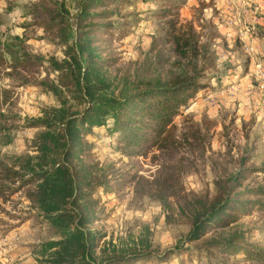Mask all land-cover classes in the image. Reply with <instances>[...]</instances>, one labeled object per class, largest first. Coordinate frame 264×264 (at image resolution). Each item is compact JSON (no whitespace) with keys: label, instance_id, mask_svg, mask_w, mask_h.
Listing matches in <instances>:
<instances>
[{"label":"rangeland","instance_id":"rangeland-1","mask_svg":"<svg viewBox=\"0 0 264 264\" xmlns=\"http://www.w3.org/2000/svg\"><path fill=\"white\" fill-rule=\"evenodd\" d=\"M106 2L100 7L84 4V0H0V37L19 36L23 45L18 50L47 60L37 71L19 69V73L9 75L4 73L11 72L8 69L0 71V110L10 117L0 122L12 128L0 132V160L5 164L25 153L38 155L37 146L43 141L38 135L58 137V127L33 128L29 125L32 119L56 111L62 118L64 114H60L65 110L77 113L86 106L85 91L61 85L60 72L48 64L51 59L71 60L57 27L47 33L41 26L25 25L51 15L33 12L36 7L48 8L57 21H69L71 26L81 8L82 12L97 15L111 9L113 18L105 19L103 15L87 19L121 24L113 39L103 33L98 35L95 46L105 49L95 53L100 59L109 55L116 62L90 75L89 81L110 84L92 90L90 95L120 97L134 91L138 82L164 81L177 72L173 44L162 35L164 20L151 14L166 6L163 1L117 0L112 6H103ZM171 3L168 11L177 14L179 25L183 29L193 26L200 43L207 48L210 59L203 79L207 87L197 89L180 106L171 119V124L176 125L174 139L158 146L157 136L137 133L136 127L110 135L106 125L86 123L97 139L85 135L93 147L88 155L77 154L72 169L82 180L91 182L82 189L85 197L79 204L84 203L90 215L85 227L94 232L92 252L98 260L112 256L132 259L127 264H256L247 260L245 252L251 250L250 243L264 245V235L256 232L264 222V210L255 207L246 215L230 207L192 243L196 248L169 257H162V253L177 245L191 246L185 241L197 209L204 204L211 210L224 198L225 177L240 167L242 158H247L250 166L264 168V0ZM60 26L64 28L63 23ZM68 38L67 44L72 43V31ZM25 79L46 85L23 83ZM149 102L153 100L130 103L123 113L132 115L137 106L144 107ZM133 118L144 120L140 114ZM125 139L131 144L142 142L137 149L125 146ZM246 175L249 177L245 184L264 183V173L248 171ZM51 176L52 180L45 184L51 183L54 192L61 190L63 180L57 174ZM40 182L5 200L0 198V264H70L72 254L79 253L78 248L67 246L60 250L62 246L58 244L74 221L57 218L54 207L47 213L42 207L44 202L27 197L28 188ZM49 203L56 204V200ZM229 215L234 219L220 223ZM236 235H242V240L235 239ZM224 241L242 249L219 250L211 245ZM152 251L159 257L134 259L139 253Z\"/></svg>","mask_w":264,"mask_h":264},{"label":"trees","instance_id":"trees-1","mask_svg":"<svg viewBox=\"0 0 264 264\" xmlns=\"http://www.w3.org/2000/svg\"><path fill=\"white\" fill-rule=\"evenodd\" d=\"M115 1L117 0H107L103 6H112ZM161 1L166 6L161 7L157 11L152 10L151 14L164 20L166 26L162 35L166 42L171 41L173 44V52L178 57V61L176 60L175 62L179 66L177 67L178 70L164 81L155 79L138 82L140 85L134 91L116 98L90 95L92 90L97 91L101 88H107L110 84L102 81L98 83L92 80L89 81L90 75L98 72L100 67L108 69L116 62V59L109 55L104 59H100L97 56L95 52L105 49L101 46H95L96 41L99 39L98 35L103 33L107 39H113L117 36L121 24L113 21H107V24L89 22L87 18L101 17L103 15L106 16L105 19L113 18L114 13L111 9L103 10L100 15H97L89 14L90 12L87 11L82 12L81 8L80 12L77 13L75 24L71 26L69 21L66 23L60 22V20L57 21L56 16L48 8L38 6L33 12L51 14L48 15V19H34L32 23H25L27 26H41L47 33H50L56 27L60 31L58 35L64 37L63 43H66L67 56L71 60L66 62L51 59L48 64L51 68L60 72L59 79H63L61 85L77 86L79 90L83 89L85 91V95H87L86 106L77 113L65 110L66 112L60 114H64L62 118H58L59 115H57L60 111L52 109L51 111L57 112L54 113L57 116L47 112L44 117L32 119L29 125L33 128L44 127L47 129L51 126L58 127V137L49 136L48 139L44 135H38L37 138L39 140L43 139L41 144L37 146L38 152H40L38 155L28 153L18 155L11 164H5L0 160V198L5 200L12 193L41 181L36 187L28 188L26 195L31 201L38 199L44 202L42 207L47 213H49V209L54 207V210L58 211V214H56L57 218L63 220L72 219L74 221L72 229L62 235L63 238L58 242L62 246L60 250H65V246L79 249V253L76 256L72 254V262L70 264H127L132 260L115 256L98 260L93 255L94 238L92 235L94 232L92 229L85 227L86 221H90V215L86 205L84 203L79 204L80 198L85 197L82 189L88 188L91 182L87 183L88 180H82L80 174L72 169V160L77 158V154L88 155L89 148L93 147L90 144L91 142L85 139V135L89 134L97 139L96 132L88 129L86 123H95L96 126L106 125L105 130L110 135L120 130L125 132L130 128L136 127L137 133L157 136L156 144L158 146L161 145L160 143L174 139L173 130L176 125L171 124V119L178 114L180 106L197 89L207 87L203 79L210 56L205 44L200 43L199 35L195 32L193 26L188 25L183 29L178 23L177 14L168 11L167 7L172 6V0ZM88 3L102 7L100 3H104V0H84V4ZM62 23L64 28L60 26ZM69 31L73 32L74 40L72 43L67 44ZM21 45L23 44L19 36L0 37V71L4 69L11 71L4 72L5 75L19 73V69L37 71V67H42L47 62L42 56L26 50H18ZM23 83L46 85L44 82H28L26 79L23 80ZM5 99L6 97L3 95L2 101L5 102ZM147 99H152L153 102H149L144 107L137 106L135 113L132 115L123 113L130 103L143 102ZM138 114L142 115L144 120L133 118ZM55 117L56 119H54ZM9 118L0 110V121L8 120ZM55 120H57L56 124L54 123ZM11 129V126L0 122V132H8ZM141 142L136 141L131 144L126 139L122 141L125 146H134L137 149ZM248 161L247 158H242L240 167L226 175L225 189L223 191L224 198L221 201L216 202L211 210L205 209L204 204L197 209L194 218L191 220L185 241L191 246H174L165 250L162 253V257H169L181 251H190L191 248H196L197 246L192 243L200 238V235L211 227L212 223L217 218H220L230 207L233 212L240 215L248 214L254 207L258 210H264V183L245 184L249 177L246 172L264 173V168L250 166ZM51 174H57L63 180L64 185L57 192L51 189V183L45 184L47 180H52ZM241 193L242 197H236ZM52 199L56 200V204L49 203V200ZM233 219L234 216L229 215L228 218L220 223H228L229 220ZM256 232L264 235V222L256 228ZM234 238L242 240V235H236ZM211 245L216 246L219 250L231 247L236 250L242 249L240 245L236 244L234 246V244L227 241L215 242ZM249 245L251 250L245 251L247 260L256 262V264H264V245L252 243ZM135 256L134 259L159 257L153 251L149 254L139 253ZM217 260L222 262L220 259Z\"/></svg>","mask_w":264,"mask_h":264}]
</instances>
